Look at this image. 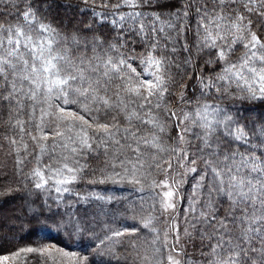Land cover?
Segmentation results:
<instances>
[{
	"label": "rangeland",
	"instance_id": "1",
	"mask_svg": "<svg viewBox=\"0 0 264 264\" xmlns=\"http://www.w3.org/2000/svg\"><path fill=\"white\" fill-rule=\"evenodd\" d=\"M6 1L10 4L7 5L8 3L2 1L0 4L7 6L8 9L17 8V2L14 3V0ZM29 1L24 2L29 4ZM163 17L164 23L167 22L169 25L173 23L179 31L172 35L178 43L175 34L180 33L181 37L182 35L184 37L181 26L185 23L184 15L180 12H166ZM142 18L146 20L147 16L143 15ZM71 20L68 14L65 21ZM103 20L108 19L103 16ZM91 26L89 24V27ZM16 28V32L11 34L12 39L23 37L37 42V48L29 52L28 69L20 65L25 70L21 69L16 75L19 81L30 84L29 71H31L35 93L32 92V99H29L27 96L29 91L26 89L20 98L22 102L32 105V113L37 104L39 110L43 104L48 103L53 106V108L48 106V113L40 117L48 124H43L39 129L41 139L37 140L38 143L50 147L46 142L47 139H51L53 143V139L58 136L60 124L65 128L59 136V139L64 140L53 143L50 148L53 153H48L50 170L45 172L46 168H40L38 165L41 171L38 175L39 190L44 193V195L40 193L38 199L47 205L50 197L59 203V206H66L69 203V194L73 190L75 193V189L81 187L82 192L86 191L82 197L88 201H80L78 209H76L78 203H74L73 209L77 213H67L61 221L62 228L72 235L78 230L81 233L85 231L80 243L84 244L87 250L84 251L86 254L80 257L46 241L38 246L17 244L15 248L8 250L10 252L4 254L0 252V264H18V262L21 264L23 260L27 264L25 258L28 259L31 252L34 254L31 256L32 264H188L190 257L184 253H189V250L184 245L188 247L193 245L203 228L199 225L201 221L205 217H212L209 219L213 220L219 214L224 202L226 209L223 219L213 221V224L219 222L216 233L219 239L222 240L226 236L225 227L230 229L233 235L237 231L249 234L248 239L251 238L250 244L256 248L255 253L260 250V258L254 257L253 249L248 250L244 243L241 249L242 251L245 249L248 259L251 258V264H264V226L262 225L264 221L256 225L261 224L259 232L257 227L253 226L255 218L258 217L261 221L264 216L263 208L258 203L260 197L254 196L257 191L248 180V172L239 170L228 157L222 156L219 161L217 154L224 146H234V142L238 143L234 135L237 123L233 107L235 101L246 99L242 98L246 93L239 90L241 86L231 85L233 88L237 87L238 92L237 95L226 100V104L201 99V104L192 109L184 101L177 110L173 111L172 107L169 118L174 121L173 117H175L179 129L168 135L169 138L165 135L167 130L164 121L160 127L153 123L161 140L151 139L147 134L138 136L131 132V116L138 114V118L134 120L139 124H142L148 116H153L154 112L147 104L149 99L146 95L152 89L158 88L155 75L149 78L151 81L142 78L141 71L138 75L134 70V74H128L123 81H119L118 85H113L116 81L113 80L114 75H111L110 78L113 80L111 84L98 88L99 97L88 90L81 93L80 84L83 83L75 81V76L79 69L83 70L82 66L74 63L69 57L65 44L61 43L56 32L45 25L37 28L26 25L22 30L19 29L20 26ZM112 32L115 37L118 36V32L114 30ZM189 56L190 68L196 61L192 54ZM128 57L131 58V55L128 54ZM36 59L38 62L33 64ZM23 63L25 64L24 60ZM122 63L123 56L120 53L107 54L102 58L103 70H99L98 73L101 77L104 73V78L107 80L104 67L109 64H116L118 67ZM8 71L6 74L9 75V79L6 80L16 91V88L22 86L15 83L12 71ZM119 73L121 75V70ZM123 74L125 75L126 72L123 71ZM131 75L134 78H131ZM129 83L134 86V93L125 96L122 85L126 86ZM256 83L259 86L253 88V92L258 93L256 94L258 98L264 99V71L259 72ZM186 94L180 97V100L187 98ZM136 99H139L141 104ZM257 100L260 99L255 98V104L243 105L251 116L262 109H253ZM67 106L70 109L64 110L63 108ZM92 107L96 110L93 111ZM158 107L153 108H157L155 110L159 112ZM3 110L6 108L1 106L0 121L2 118L7 120L8 117L7 112ZM41 113L43 114L44 110H41ZM25 115H21L24 118L21 117L19 121H23ZM260 116L264 117L261 112ZM117 117H120L126 125L117 124ZM26 127L28 128V125ZM239 138L241 139V136ZM225 159L227 165L237 170L236 179L228 183L227 180L231 176L222 174L219 169V163L222 164L221 161ZM19 162L23 164L24 160ZM244 167L243 169L246 170L247 167ZM81 170L85 175L79 180ZM231 175L233 176V173ZM87 184L98 188L96 191L94 188L87 189L90 187ZM259 184L264 188L262 183ZM223 190L225 194L228 192L227 198L222 194ZM21 203L23 206L19 204L16 209L17 201L7 203L4 208L14 207L12 213L20 209L27 217L40 210L35 195L26 196ZM90 205L93 206L91 209L87 207ZM153 211L156 212V217L153 216L152 219L150 215ZM17 214H21V211ZM76 214L82 222L77 220L79 217L75 216ZM19 218L25 221V216ZM24 226L19 225L18 221L4 226L3 230L9 228L13 230L16 227L15 236L12 234V239H16L26 233ZM22 229L24 231L19 234ZM135 242L140 246L138 258L135 256L137 245ZM223 246L229 249L227 244Z\"/></svg>",
	"mask_w": 264,
	"mask_h": 264
},
{
	"label": "trees",
	"instance_id": "2",
	"mask_svg": "<svg viewBox=\"0 0 264 264\" xmlns=\"http://www.w3.org/2000/svg\"><path fill=\"white\" fill-rule=\"evenodd\" d=\"M24 1L26 0H14V3L17 2L15 9H8L7 6L0 4V114L1 106L6 108L3 111L8 114L7 120L2 118L0 121V252L3 254L10 252L8 250L15 248L17 244L38 246L45 241L80 257H83L82 255L86 254L84 251L87 250L85 245L80 243L85 231L81 233L78 230L72 235L62 228L61 221L67 213L76 212L73 209L74 203H78L76 207L78 209L80 201H88L82 197L86 191L82 192L81 187L75 189V193L73 190L69 194V203L66 206H59V203L50 197H47L49 199L47 205L38 199L40 193L44 195L39 190L38 175L41 171L38 165L40 168L45 167V172L50 170L48 153H53L50 150L53 143L64 140L59 139V136L65 128L60 124L58 136L53 139V143L51 139H47L50 147L38 143L37 140L41 139L39 129L43 124H48L40 117L48 113V106L50 108L53 106L43 104L39 110L37 104L32 113V105L22 102L20 98L26 89L29 91L27 95L29 99H32V92L35 93L31 71L30 84L19 81L16 75L21 69L25 70L21 66L28 69L29 52L37 48V42L23 37L12 39L11 34L16 32L17 26L22 30L26 25L32 28L45 25L56 32L61 43L65 44L69 57L74 63L82 66L83 70L79 69L75 76V81L83 83L80 84L81 93L88 90L99 97V87H106L113 80L116 81L113 85H118L128 74H134V70L138 75L141 71L140 75L144 79L155 75L158 88L152 89L146 95L149 99L147 104L154 112L153 116L145 118L142 124L134 120L138 118V114L131 116V132L138 136L147 134L151 139L161 140L153 123L160 127L164 121L167 136L179 129L175 117L174 121L169 118L172 107L175 111L184 101L192 109L201 104V99L226 104V100L238 92L237 87L233 88L231 85L241 86L239 90L246 93L242 98L246 99L235 101L233 107L237 123L234 135L238 143L234 142V146H224L217 154L219 161L222 156L228 157L239 170L248 172V180L257 191L254 196L260 197L258 203L264 214V188L259 184L264 185V117L260 116V112L264 115V99L258 98V93L253 92V88L259 86L256 83L259 72L264 71V0H30L29 4ZM166 12H180L185 17V23L181 25L184 37L183 35L181 37L180 33L175 34L178 43L172 35L179 31L173 23L169 25L162 20ZM68 14L72 18L70 22L65 21ZM143 15L147 16L146 20L142 18ZM103 16L108 20L104 21ZM89 24L92 26L89 27ZM112 30L118 32L117 37L113 35ZM112 53H120L123 56V63L118 67L116 64H109V69L108 66L104 67L107 72L106 80L104 73L101 77L98 72L103 70L102 58ZM126 53L131 55V58ZM189 54H192L198 63L195 62L190 68ZM36 62L38 59L34 60L33 64ZM10 67H13L12 70ZM8 70L12 71L15 83L22 86L15 87L16 91L6 80L9 79V75L6 74ZM123 71L126 72L125 75ZM111 75H114L113 80L110 78ZM131 78L134 77L131 75ZM122 88L125 90L123 91L125 96L134 93V86L131 83L122 85ZM185 93L188 97L180 100ZM255 98L260 100L256 101V107L253 109H262L251 116L243 105L255 104ZM136 101L141 104L139 99ZM157 106L159 112L155 110L157 108H153ZM67 108L69 107L63 109ZM229 108L231 110V107ZM91 109L96 110L93 107ZM41 110H44L43 114ZM23 114H26L25 119L19 121L21 117L24 118L21 116ZM116 123L126 125L120 117H117ZM23 124L28 125V128ZM153 132L157 135H153ZM163 144L165 145V141ZM40 151L42 153H39ZM22 160L23 164L19 162ZM221 162L223 163H219V169L222 174L231 176L227 183L235 180L237 170L227 165L226 159ZM244 166L247 167L246 170L243 169ZM93 173L97 174L95 171ZM83 175L85 173L81 170L79 180L83 179ZM223 182L225 183L224 180ZM88 188H94L96 191L98 186ZM222 194L225 198L228 197L226 195L228 192L225 194L223 190ZM30 195L36 196L39 212L27 217L20 209L14 213H12L14 207L5 209L9 202L17 201L15 209L19 204L23 206L22 199ZM49 205L51 207H48ZM87 207L91 209L93 206ZM225 209L224 202L213 220L209 219L212 217H205L199 224L203 227L199 238L189 247L184 245L189 250V253H184L190 257L188 264H251V258L248 259L245 249L243 251L241 249L242 243L248 250L253 249L254 257L260 258V250L255 253L256 248L251 246V238L248 239L249 234L245 232L237 231L233 235L232 231L225 227L226 236L222 240L219 239L216 234L219 222L213 224V221H221ZM18 211H21V214H17ZM21 216H25V221L19 218ZM75 216L79 217L78 214ZM153 216L156 217L155 211L150 215L152 219ZM77 220L82 222L80 217ZM18 221L19 225H25L26 233L12 239L16 227L13 230L10 228L3 230V227ZM259 221L258 217L255 218L253 225L257 227L258 232L261 224L256 225L264 221V216ZM23 231L24 229L19 234ZM11 244L13 246H10ZM135 244L138 245L135 248V256L138 258L140 246L138 242ZM223 244H227L229 249L224 248ZM32 255L33 252L29 254L28 259L25 258L27 264H32ZM21 264H25L24 260Z\"/></svg>",
	"mask_w": 264,
	"mask_h": 264
}]
</instances>
